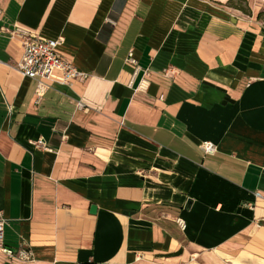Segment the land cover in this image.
<instances>
[{
    "label": "crops",
    "instance_id": "1",
    "mask_svg": "<svg viewBox=\"0 0 264 264\" xmlns=\"http://www.w3.org/2000/svg\"><path fill=\"white\" fill-rule=\"evenodd\" d=\"M229 1L0 0V264H264V0ZM15 26L85 77L36 97Z\"/></svg>",
    "mask_w": 264,
    "mask_h": 264
},
{
    "label": "built area",
    "instance_id": "2",
    "mask_svg": "<svg viewBox=\"0 0 264 264\" xmlns=\"http://www.w3.org/2000/svg\"><path fill=\"white\" fill-rule=\"evenodd\" d=\"M11 37L19 39L22 46V56L16 67L21 75L33 79L36 97H41L45 90L53 81L54 74L59 73L60 83H70L73 79L84 78L85 74L80 72L72 62L65 60L59 51V46L64 38H45L28 31L27 29L15 26L9 31ZM130 62L134 60L130 57ZM38 146H43L42 141L34 142ZM200 148L205 155L212 154L216 150V145L209 140L200 142ZM255 198L259 197L258 192L254 193ZM248 206L252 207L251 203ZM178 225L183 228L184 221L177 218ZM3 226L4 219L0 217V249L6 251L3 245ZM16 257L22 260H32V252L29 248L21 246L15 252Z\"/></svg>",
    "mask_w": 264,
    "mask_h": 264
},
{
    "label": "rangeland",
    "instance_id": "3",
    "mask_svg": "<svg viewBox=\"0 0 264 264\" xmlns=\"http://www.w3.org/2000/svg\"><path fill=\"white\" fill-rule=\"evenodd\" d=\"M232 4L233 5H236L237 7H241L242 9H245V11H246V9L248 10V12L247 13H249V7H248V0H234L233 2H232Z\"/></svg>",
    "mask_w": 264,
    "mask_h": 264
},
{
    "label": "trees",
    "instance_id": "4",
    "mask_svg": "<svg viewBox=\"0 0 264 264\" xmlns=\"http://www.w3.org/2000/svg\"><path fill=\"white\" fill-rule=\"evenodd\" d=\"M233 1H234V0H230V1H229V5H230V6H233L234 8H236V9H238V10L244 12V13H247V12H248L247 9H246V11H245V9H242L241 7H237L236 5H233V4H232ZM241 1H242V0H241ZM257 17H258V18H264V11H260V12H258V13H257Z\"/></svg>",
    "mask_w": 264,
    "mask_h": 264
},
{
    "label": "water",
    "instance_id": "5",
    "mask_svg": "<svg viewBox=\"0 0 264 264\" xmlns=\"http://www.w3.org/2000/svg\"><path fill=\"white\" fill-rule=\"evenodd\" d=\"M231 21H235V18H231ZM189 203H190V201H188L187 204H189ZM95 210H96V206L93 205V204H91V205H90V213H94Z\"/></svg>",
    "mask_w": 264,
    "mask_h": 264
}]
</instances>
